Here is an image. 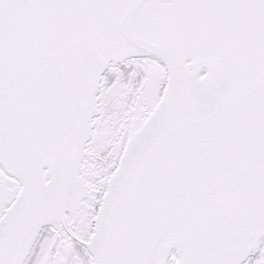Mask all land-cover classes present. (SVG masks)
I'll return each instance as SVG.
<instances>
[{
	"label": "snow or ice",
	"instance_id": "6c2138e0",
	"mask_svg": "<svg viewBox=\"0 0 264 264\" xmlns=\"http://www.w3.org/2000/svg\"><path fill=\"white\" fill-rule=\"evenodd\" d=\"M0 264H264V0H0Z\"/></svg>",
	"mask_w": 264,
	"mask_h": 264
}]
</instances>
